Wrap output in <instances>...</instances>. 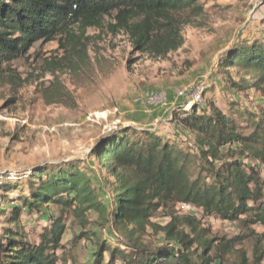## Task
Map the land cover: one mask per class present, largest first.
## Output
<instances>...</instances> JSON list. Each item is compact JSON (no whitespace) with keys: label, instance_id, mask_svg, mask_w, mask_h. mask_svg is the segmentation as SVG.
I'll use <instances>...</instances> for the list:
<instances>
[{"label":"trees","instance_id":"16d2710c","mask_svg":"<svg viewBox=\"0 0 264 264\" xmlns=\"http://www.w3.org/2000/svg\"><path fill=\"white\" fill-rule=\"evenodd\" d=\"M204 12L200 0H0V71L38 42L57 41L60 48L63 42L78 43L73 29L83 35L110 16L108 30L124 33L134 53L165 57L182 46V28ZM217 68L246 71L264 85V41L236 45ZM209 107V113L198 104L171 113L177 127L194 135L186 148L156 132L125 128L99 141L86 160L35 168L27 177L28 195L18 199L20 206L2 212L0 264H63L56 253L67 217L85 228L91 215L101 221L99 227L118 230L128 241L121 248L99 240L94 231L82 232L78 238L96 237L91 264H102L105 254L106 264H225L223 257L239 238L221 239L214 246L192 216L170 215L164 227L152 226L163 235L162 243L147 246L140 240L150 219L176 204L228 222L244 217L247 224L264 228V118L243 134ZM16 189L15 183L4 182L0 197L6 199ZM48 206L58 214L45 216L42 208ZM21 210L43 215L47 226L37 243L26 241ZM258 240L264 245V234ZM263 257L264 250L255 264Z\"/></svg>","mask_w":264,"mask_h":264},{"label":"rangeland","instance_id":"374dc122","mask_svg":"<svg viewBox=\"0 0 264 264\" xmlns=\"http://www.w3.org/2000/svg\"><path fill=\"white\" fill-rule=\"evenodd\" d=\"M200 3L204 15L182 28V46L165 57L134 53L124 33L108 30L110 16L100 28L87 29L83 35L73 29L76 45L63 42L60 48L57 41L38 42L24 58L2 68L0 184L15 183L17 189L6 199L0 197V227L2 212L10 213L20 206L19 197L28 195L27 177L35 168L86 160L91 149L114 132L147 130L186 148L193 144L194 135L172 122L171 113L178 108L188 110L198 104L209 113L213 105L243 134L264 118V85L246 71L217 68L218 60L236 45L264 41V0ZM87 163L98 170L94 161ZM42 213L56 216L58 210L48 206ZM170 215L194 217L209 232L207 239L215 240L214 246L221 239L239 238L223 257L225 264H255L264 250L258 243L263 227L247 224L244 217L237 222L209 217L183 204L150 219L140 236L144 245L162 243L163 235L152 226L164 227ZM42 216L21 210L27 242H38L41 229L47 226ZM87 220L83 228L67 217L56 253L63 264H91L96 237L78 238L82 232L94 231L99 240L121 248L128 243L122 232L99 227L97 216ZM107 260L105 254L102 264ZM259 264H264V257Z\"/></svg>","mask_w":264,"mask_h":264}]
</instances>
